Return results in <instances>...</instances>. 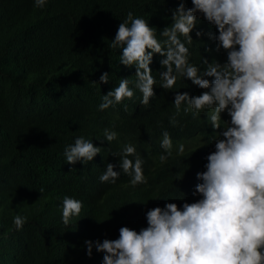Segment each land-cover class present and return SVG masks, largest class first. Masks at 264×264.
<instances>
[{
  "label": "trees",
  "instance_id": "obj_1",
  "mask_svg": "<svg viewBox=\"0 0 264 264\" xmlns=\"http://www.w3.org/2000/svg\"><path fill=\"white\" fill-rule=\"evenodd\" d=\"M178 6V0H49L38 9L33 0H0V264H102L103 253L95 248L87 256L86 240L118 239L121 227H147L145 214L151 208L165 203L182 208L184 202L200 199L192 193L209 154L205 137L212 130L206 127V114L193 119L181 111L177 126L169 121L176 114V92L192 96L203 90L187 79H178L171 91L160 88L162 58L155 55L150 65L155 96L141 105L135 68L121 65L122 52L109 47L129 11L163 39L159 33L172 23L171 11ZM191 6L186 0L185 8ZM196 31L203 35L198 38ZM209 32L218 34L198 17L193 42L187 45L190 62L201 70L202 58L226 62L227 54L215 50ZM105 72L109 83L100 84ZM121 78L130 79L133 98L99 111L102 96ZM222 120H230L227 113ZM105 128L118 133L111 144L104 141ZM165 130L174 151L161 165ZM79 136L102 151L87 165H69L64 149ZM178 142L186 144L183 156L175 155ZM126 143L144 160L147 184L126 186L123 174L115 184L101 183L108 163L121 171L112 153ZM65 196L83 204L68 226L62 223ZM16 215L27 217L21 230L13 226Z\"/></svg>",
  "mask_w": 264,
  "mask_h": 264
},
{
  "label": "clouds",
  "instance_id": "obj_2",
  "mask_svg": "<svg viewBox=\"0 0 264 264\" xmlns=\"http://www.w3.org/2000/svg\"><path fill=\"white\" fill-rule=\"evenodd\" d=\"M178 2L171 11L172 23L159 33L163 39L146 20L129 11L109 47L122 52L121 65L135 68L134 88L142 93L141 105L147 106L155 96L157 81L150 67L155 55L162 58L160 88L171 91L178 79H187L203 90L192 96L176 92V114L169 121L177 126L181 111L193 119L206 114V127L212 130L205 137L209 154L192 193L200 199L184 202L182 208L176 203L151 208L145 214L147 227L139 231L121 227L114 240H86V254L91 258L95 248L103 253L102 264H264V0H191L187 9L186 0ZM33 3L43 9L49 0ZM200 16L217 30V35L207 34L215 41V50L227 54L224 63L202 58L203 70L190 62L187 46L193 42L191 33ZM202 35L196 31L198 38ZM99 83L108 84L109 73H103ZM129 84V78H121L102 96L98 110L132 99ZM225 113L230 120H222ZM103 136L111 144L118 133L105 128ZM161 136L163 153L158 160L163 165L173 157L174 146L168 131ZM101 151L92 140L79 136L63 154L69 165H87ZM185 151L186 144L178 142L175 155L183 156ZM112 155L119 158L121 171L108 163L99 177L101 183L115 184L123 174L128 177L126 186L147 184L144 160L133 144H124ZM82 208L80 200L65 196L62 223L68 226ZM26 222L27 217H13L15 230Z\"/></svg>",
  "mask_w": 264,
  "mask_h": 264
}]
</instances>
